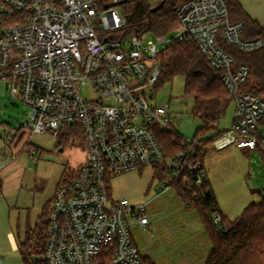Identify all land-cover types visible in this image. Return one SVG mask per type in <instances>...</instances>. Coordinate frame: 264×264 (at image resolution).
Instances as JSON below:
<instances>
[{"label":"built area","instance_id":"1","mask_svg":"<svg viewBox=\"0 0 264 264\" xmlns=\"http://www.w3.org/2000/svg\"><path fill=\"white\" fill-rule=\"evenodd\" d=\"M135 1L0 0V81L29 110V121L9 130V137L27 135L30 143L34 135L59 139L69 131L83 136L91 152L78 174L57 188L47 243L33 263L145 264L132 226H149L146 205L110 199V179L166 165L170 175L159 194L184 171L189 190L209 182L196 151L205 139H184L183 150L169 156L158 133L174 131L171 113L149 103L154 97L148 91L158 84L174 42L196 45L233 97L234 127L214 136L210 146L264 154V136L258 137L264 99L243 91L249 69L235 66L219 42L252 53L264 47L263 39H244L245 26L231 22L225 0H187L173 8L179 33L154 40L152 32L133 30L120 14ZM85 89L95 98L86 99ZM181 199L192 207L198 196ZM213 219L219 224L222 216Z\"/></svg>","mask_w":264,"mask_h":264},{"label":"rangeland","instance_id":"2","mask_svg":"<svg viewBox=\"0 0 264 264\" xmlns=\"http://www.w3.org/2000/svg\"><path fill=\"white\" fill-rule=\"evenodd\" d=\"M160 1L151 2L156 6ZM260 1L264 4V0H250L249 5L264 24V5L260 8ZM120 14L127 24L126 12L120 11ZM179 31L180 27L167 37L174 38ZM149 37L156 40L154 33ZM185 86V77L177 76L171 84L158 90L150 89L148 96L152 94L154 98L149 99V103L169 109L173 130L184 139H193L203 124L193 116L194 101L185 97ZM84 96L88 100L95 98L89 89L84 90ZM235 111L236 106L232 102L219 124V130L232 128ZM28 113L29 110L24 104L13 98L6 91L5 84L0 81V136H4V129L7 134L11 129H21L29 121ZM260 130L262 133L258 132V137L264 136V122L260 125ZM213 134L215 133H207L200 139L213 137ZM25 136L24 142L28 140L27 135ZM63 136L58 139L51 134L34 135L26 150L15 157L14 173L4 180V186L2 185L0 190V255L7 258L5 264H23L18 255V245L24 241L28 231L36 227L57 188L63 182L74 178L82 164L90 158L91 152L83 136L69 131ZM233 148L238 149L231 146L225 151L210 146L207 150L209 160H206V168L212 171V177L217 185L235 190L234 201L230 196L222 201L224 211H227L231 220L240 216L249 205L259 203L260 194L264 192L263 153L255 151L258 153L244 154L246 156L244 157L238 153L227 152ZM31 154L34 155V160L31 159ZM162 183L150 166L141 172L113 177L109 181L110 199L114 201L126 199L132 204H137L144 198L149 187H152L149 194L151 197L154 194L153 187L160 188ZM5 187L8 188L7 191ZM15 187L16 190L13 189ZM175 191L171 188L168 194L174 196ZM166 195L167 193L164 196ZM164 200L169 199L165 197Z\"/></svg>","mask_w":264,"mask_h":264},{"label":"trees","instance_id":"3","mask_svg":"<svg viewBox=\"0 0 264 264\" xmlns=\"http://www.w3.org/2000/svg\"><path fill=\"white\" fill-rule=\"evenodd\" d=\"M151 1L137 0L127 5V20L133 30L150 31L159 36L168 35L180 27L173 8L187 0H161L156 6H153ZM225 1L231 22L244 24V39L261 38L264 41V25L248 13L239 0ZM219 42L222 49L232 56L235 66L245 65L249 69L247 81L242 86L243 91L264 99V47L252 53H243L228 46L222 38ZM162 61L161 77L155 88L158 90L173 83L177 76L185 77V97L194 101L193 116L203 124L194 139H200L211 132H216L217 135L223 133L219 131V124L226 116L233 97L227 90L221 73L206 61L194 44L174 42ZM63 137L62 135L59 139ZM158 137L169 156L183 150L185 140L177 132L160 131ZM212 138L205 139V142L202 141L196 147L202 162L204 148L210 145ZM153 169L156 177L162 181L170 175L166 165L153 166ZM186 177L188 172L184 171L173 180L172 186L185 200H192L194 195L198 196L192 207H196L202 215L212 246V253L206 264H264V192L260 194L259 203L249 205L240 216L231 220L221 214L209 182L204 188L189 190L183 185ZM52 202L53 200L47 204L45 213L36 227L28 231L24 241L19 245L23 264H36L32 261L33 256L45 248ZM217 213L222 216L219 224H215L213 219ZM142 259L148 264L144 258ZM100 264L108 263L102 260Z\"/></svg>","mask_w":264,"mask_h":264},{"label":"crops","instance_id":"4","mask_svg":"<svg viewBox=\"0 0 264 264\" xmlns=\"http://www.w3.org/2000/svg\"><path fill=\"white\" fill-rule=\"evenodd\" d=\"M239 1L254 19L264 25L261 21V17H258L253 13L254 11L249 5V3H251L250 0ZM262 5L264 4L260 1V8ZM234 124L235 118L232 128L234 127ZM228 130L219 131L225 132ZM258 132L262 133L260 127ZM213 133H215L213 134V137L217 135L216 132ZM24 138L26 137L19 136L17 138H10L6 129H4V136H0V190L2 189V185L4 186V180L14 173L13 166L16 163L15 157L22 154L27 146L30 145L28 140L25 142L23 141ZM207 138H212V136ZM209 147L210 145H207L204 148L203 160L205 167H207L206 160H209L207 153ZM229 148L230 147L224 150L226 151ZM227 152L238 153L244 157H246L244 154L250 155L258 153L239 148H233ZM206 170L219 210L223 216L229 218L227 211H224L225 208L222 206V201L228 199V196L234 201L235 190L219 187L212 177V171L207 168ZM151 188L152 187H149L141 202H137V204L134 203V205L145 204L150 219V224L147 227H142L137 223L132 226L133 241L137 246L140 255H142L148 264H206L212 253V246L199 210L196 207H185L183 200L176 191L177 196L168 194L171 189H169L166 192L167 195L164 196L166 193H162V195L158 193L159 186L155 188L153 187L154 194L150 197L149 194ZM13 189L16 190V187ZM7 190L8 188L5 187V191ZM162 197H168L169 200L163 201ZM18 255L20 256L19 245ZM6 260L7 258L5 256L0 255V264H5Z\"/></svg>","mask_w":264,"mask_h":264}]
</instances>
